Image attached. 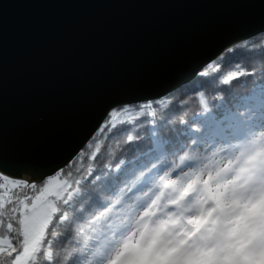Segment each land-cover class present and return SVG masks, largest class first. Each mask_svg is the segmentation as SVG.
Listing matches in <instances>:
<instances>
[{
	"label": "snow or ice",
	"instance_id": "obj_1",
	"mask_svg": "<svg viewBox=\"0 0 264 264\" xmlns=\"http://www.w3.org/2000/svg\"><path fill=\"white\" fill-rule=\"evenodd\" d=\"M241 46L264 54V42L225 51ZM218 72L210 61L199 75L228 85L252 74L240 64L226 76ZM171 103L111 106L64 167L33 171L32 182L0 171V264H264V88L255 117L205 121L200 139L213 141L207 150L181 149L178 163L147 175L152 153L128 164L120 159L104 195L85 184L96 178L106 140L131 144Z\"/></svg>",
	"mask_w": 264,
	"mask_h": 264
},
{
	"label": "water",
	"instance_id": "obj_2",
	"mask_svg": "<svg viewBox=\"0 0 264 264\" xmlns=\"http://www.w3.org/2000/svg\"><path fill=\"white\" fill-rule=\"evenodd\" d=\"M261 32L264 0H0V171L52 174L108 108L160 98Z\"/></svg>",
	"mask_w": 264,
	"mask_h": 264
},
{
	"label": "trees",
	"instance_id": "obj_3",
	"mask_svg": "<svg viewBox=\"0 0 264 264\" xmlns=\"http://www.w3.org/2000/svg\"><path fill=\"white\" fill-rule=\"evenodd\" d=\"M245 42L249 45L264 42V32L234 46L243 45ZM212 61L220 64V72L215 73L217 77L226 76L230 71L235 70L236 64L247 67L252 74L234 79L228 85L221 83L220 79L209 82L210 77L199 75L200 71L208 65L206 64L185 85L177 87L160 98L138 102H151L158 99L172 101L168 108L158 110V116L153 123L144 124L138 129L140 136L131 144H120V136L105 141L101 155L94 161L96 178L89 176L85 181L93 195L100 193L103 182L109 177L119 174V170H115V165L120 159L128 164L130 160L135 162L145 153L150 152L152 158L148 166L159 163L162 168H166L173 162H179L176 157L182 154L181 149L187 150L193 147V141L201 143L200 137L206 131L205 121L209 117L223 120L224 116L229 113L244 115L247 109V104L244 102L245 97L253 93L255 89L264 87V54L258 48L249 51L241 46L236 47V51L231 53L222 52ZM202 100L207 102V107ZM194 127L200 128V131H193ZM108 147H111V153L107 151ZM123 167L124 165H121V168ZM100 194L104 195V193ZM73 232H75V226ZM82 235V233L74 235L73 238L80 240Z\"/></svg>",
	"mask_w": 264,
	"mask_h": 264
},
{
	"label": "rangeland",
	"instance_id": "obj_4",
	"mask_svg": "<svg viewBox=\"0 0 264 264\" xmlns=\"http://www.w3.org/2000/svg\"><path fill=\"white\" fill-rule=\"evenodd\" d=\"M262 88H264V87H262ZM262 88H257V89H255V91H254V93H253V95H250L248 98H246L247 100H249V99H251L252 97L253 98H259L260 97V94H261V89ZM258 104V101L257 102H255L254 104H253V106L252 107H254V106H256ZM249 109H252L251 107L249 108ZM249 109H247V111H246V113H245V115L244 116H248V111H249ZM256 115H258V113L257 112H255V113H252V116L253 117H255ZM193 130L195 131V132H198L199 131V128H193ZM202 147H200L198 144H195V146H193L191 149H189V150H186V151H190V150H197V151H205V150H207L208 149V144H207V142L205 143L203 140H202ZM233 143H235V141H233ZM224 147H227V145H225ZM153 165H155L156 167L155 168H153ZM167 168V167H166ZM157 169H165V168H162V166L159 164V163H153V164H151V166H149L147 169H144V171H145V174L147 175V174H149V170H151V172H156V170ZM115 170H119V169H117V168H115ZM37 183H39V182H37ZM121 187H123V184L121 185ZM129 195H132V193L131 194H129Z\"/></svg>",
	"mask_w": 264,
	"mask_h": 264
},
{
	"label": "bare ground",
	"instance_id": "obj_5",
	"mask_svg": "<svg viewBox=\"0 0 264 264\" xmlns=\"http://www.w3.org/2000/svg\"><path fill=\"white\" fill-rule=\"evenodd\" d=\"M250 38H251V37H250ZM204 66H206V65H204ZM204 66H203V67H204ZM203 67H201V69H202ZM201 69H200V70H201ZM192 79H193V78H192ZM192 79H191V80H192ZM191 80H189V81H191ZM189 81H188V82H189ZM186 83H187V82H186ZM186 83L181 84V85H185ZM181 85H179V86H181ZM179 86H178V87H179ZM176 88H177V87H176ZM176 88H175V89H176ZM175 89H174V90H175ZM172 91H173V90H172ZM256 98H257V97H256ZM254 99H255V98H252V100H254ZM247 102L250 103V104H254V102H252V103L249 102V101H247ZM252 110H253V107H252V109L249 110V112H251V113H255V112H253ZM207 144H208V148H209V147L212 146L213 141L209 140V141L207 142ZM220 146H221V145L217 144V145H216V148H219ZM223 146H225V145H223ZM214 150H215V149H214ZM133 191H135V190H133ZM129 194H131V193H129Z\"/></svg>",
	"mask_w": 264,
	"mask_h": 264
}]
</instances>
